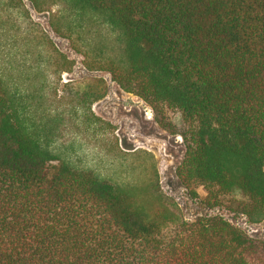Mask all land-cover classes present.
<instances>
[{
	"label": "trees",
	"instance_id": "16d2710c",
	"mask_svg": "<svg viewBox=\"0 0 264 264\" xmlns=\"http://www.w3.org/2000/svg\"><path fill=\"white\" fill-rule=\"evenodd\" d=\"M64 1L121 32L122 59L86 65L182 137L189 193L264 220V0ZM32 128L0 74V264H264L263 242L222 215L185 220L149 185L78 168Z\"/></svg>",
	"mask_w": 264,
	"mask_h": 264
},
{
	"label": "rangeland",
	"instance_id": "374dc122",
	"mask_svg": "<svg viewBox=\"0 0 264 264\" xmlns=\"http://www.w3.org/2000/svg\"><path fill=\"white\" fill-rule=\"evenodd\" d=\"M125 55V39L94 14L64 0H14L0 7V74L49 149L78 168L124 186L149 185L188 221L219 214L264 244V220L237 206L209 208L177 175L185 154L180 135L166 131L152 108L90 59Z\"/></svg>",
	"mask_w": 264,
	"mask_h": 264
},
{
	"label": "built area",
	"instance_id": "2783aa9c",
	"mask_svg": "<svg viewBox=\"0 0 264 264\" xmlns=\"http://www.w3.org/2000/svg\"><path fill=\"white\" fill-rule=\"evenodd\" d=\"M242 216H243L244 218H247V216H245L244 214H242Z\"/></svg>",
	"mask_w": 264,
	"mask_h": 264
}]
</instances>
